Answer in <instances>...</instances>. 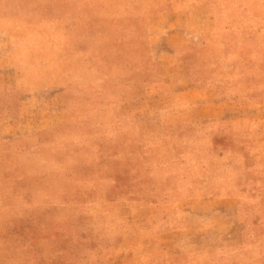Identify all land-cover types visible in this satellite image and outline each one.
I'll return each instance as SVG.
<instances>
[{
	"label": "rangeland",
	"instance_id": "1",
	"mask_svg": "<svg viewBox=\"0 0 264 264\" xmlns=\"http://www.w3.org/2000/svg\"><path fill=\"white\" fill-rule=\"evenodd\" d=\"M0 264H264V0H0Z\"/></svg>",
	"mask_w": 264,
	"mask_h": 264
},
{
	"label": "crops",
	"instance_id": "2",
	"mask_svg": "<svg viewBox=\"0 0 264 264\" xmlns=\"http://www.w3.org/2000/svg\"><path fill=\"white\" fill-rule=\"evenodd\" d=\"M199 6H201V4H199V3L193 4V7L196 8V9H198ZM201 12H202L201 13V15H202L201 17L203 18V23L202 24H200L198 26H189L187 29H184L183 31H179V30H177V31L174 30L173 31V30H171V31H169L168 35L165 34V33H168V32L160 34L159 35V39L161 40V42L153 40V43H157L160 47L161 46L162 47H166V48L170 49V51H172V53H173L172 57H171L172 60H169L170 65L178 66L179 63L182 62L181 57L177 56V53H176V50H178L180 48L182 43L189 44V43L198 42L201 37H203L205 35H211V34H213L214 32L217 31L218 22H219V21H217V18H214V21H210L209 14L207 15V14H204L203 11H201ZM186 14H187V10L184 11V15H186ZM172 18H174V17L172 16ZM172 31L175 32V34H174L175 37H176L175 39L171 38V35L173 34ZM209 84H211L210 85L211 87H207V89L213 94L214 97H218V95H220V93H218V92L221 91V89L219 90L218 89L219 87H216V85L214 86V84H217V83L213 82V83H209ZM209 84H208V86H209ZM216 90L217 91L219 90V91L217 92ZM244 97H245V95H244ZM241 98L242 97L240 95H238L237 99L240 100ZM226 105H228V104H226ZM232 106H234V108H238L237 106H240V105H237V106L236 105H232ZM237 110L239 111V109H232L228 113V115L234 114V111H237ZM182 230L183 229L168 230L167 231L168 232V240H167V242H168L169 245H172V246L173 245H177L176 239H174L173 236L176 233L182 232ZM174 248H175L174 249L175 252H180V251L181 252H187L188 251V249L184 250V249H177V247H174Z\"/></svg>",
	"mask_w": 264,
	"mask_h": 264
}]
</instances>
